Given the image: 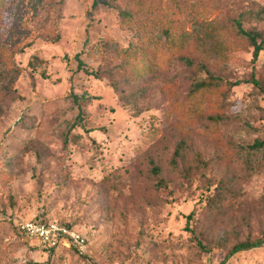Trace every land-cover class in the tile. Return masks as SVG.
Here are the masks:
<instances>
[{
	"label": "rangeland",
	"instance_id": "obj_1",
	"mask_svg": "<svg viewBox=\"0 0 264 264\" xmlns=\"http://www.w3.org/2000/svg\"><path fill=\"white\" fill-rule=\"evenodd\" d=\"M94 1L4 0L0 10V264H218L237 240L264 237V149H241L264 141V93L252 82L227 90L253 76L264 86V51L216 53L225 86L197 107L187 94L207 73L164 33L172 22L211 48L206 34L225 16L248 11L245 27L263 30L264 0H141L137 27ZM138 41L155 43L142 76L124 64ZM222 198L231 203L219 209ZM40 219L85 232L87 253L30 246L16 222ZM224 264H264V246Z\"/></svg>",
	"mask_w": 264,
	"mask_h": 264
},
{
	"label": "trees",
	"instance_id": "obj_2",
	"mask_svg": "<svg viewBox=\"0 0 264 264\" xmlns=\"http://www.w3.org/2000/svg\"><path fill=\"white\" fill-rule=\"evenodd\" d=\"M218 0H211L210 2L212 4H216ZM102 2L106 3L109 6H113L118 8L119 10V17L120 22L123 23V25L131 26V27H137L139 23L133 24L132 22L135 20L136 15L138 14V10H142L143 8V2L141 0H102ZM202 3V0H195L194 5H200ZM97 4V0L94 1L93 5L95 6ZM178 7L181 8V3H177ZM4 5V0H0V10L2 9ZM1 12V11H0ZM248 12V11H247ZM247 12L240 13L239 15L234 16H225L220 22L217 24L216 21H212V27L210 31L206 34L208 39L212 41L213 45L211 48H208L204 45L203 39L201 40L199 37L193 41V43H189L188 35L190 33H186L177 25H173L172 22L169 23L167 27L164 29L165 33V44H170L172 47H178L176 50H180V60L187 66L193 67L197 69L198 71H205L207 73V77L204 79H201L197 81L194 85L191 86L189 93L187 94V98H189L197 107L200 106V104L204 103V101L209 98L210 96H214L222 86H225L221 83L219 80V76L214 75L211 70V60L217 59L218 55L216 53L221 52L220 59L226 58V49L227 48H235L238 49L242 48H253V58L256 60L259 57V54L261 51H264V29L258 30L254 28H247L245 27V21L247 19H250V16ZM158 40V38H157ZM207 40V38H206ZM207 40V42L210 43V41ZM150 45L145 43H139L134 42L131 43L125 51H129L126 55V59L124 60V64L126 66H129L132 70V72L136 76H142L150 73L153 70V65L151 64L152 60V47L155 43H151ZM191 46L196 49L201 56V59H196L195 57L185 54L182 52L185 49H189ZM140 73H143L142 75H139ZM242 82H252L255 84L257 88L262 90L264 93V86L260 84L259 80L256 79L255 76H253L250 79H243V80H235L227 83L229 86L227 87V90H230L232 87L241 84ZM91 96L89 94H83L82 96L76 97L75 101L79 102L82 100H86L90 98ZM83 109L79 105V113L77 114V119L72 122L71 128H74L76 125L80 124L83 121ZM223 118L219 115L211 117V124L218 126L221 124ZM92 130V129H89ZM69 144V135H66L63 138V147L67 148ZM242 151H248L251 154H254L256 152H259L264 149V141H261L259 139H255L253 143H246L244 145H241ZM231 157H227L226 160H229ZM156 172H158V168H155ZM225 186L223 185H217L214 188V192L221 191ZM230 199L222 198L220 199L215 205L222 209L225 206L229 205ZM187 222H191V219L193 218V213H189L186 215ZM37 221V220H35ZM38 221H46L43 219H40ZM62 223V222H60ZM66 225L69 228H74L66 223H62ZM18 232L22 235L17 225H15ZM190 231L196 234V231L194 229H191L189 227ZM23 236V235H22ZM28 242V241H27ZM29 243V242H28ZM200 245L205 248L206 250H210V248H207L206 245H203L201 240H199ZM31 246V245H30ZM264 246V237H258L255 239H252L250 237L243 239V240H237L226 253L224 259L218 263V264H224L230 257L234 256L236 253H239L244 250H249L252 248ZM221 247L227 248V245H222ZM66 247H60L52 250L51 252H54L55 250L62 249ZM75 249L74 247H71ZM76 250V249H75ZM50 252V253H51Z\"/></svg>",
	"mask_w": 264,
	"mask_h": 264
},
{
	"label": "built area",
	"instance_id": "obj_3",
	"mask_svg": "<svg viewBox=\"0 0 264 264\" xmlns=\"http://www.w3.org/2000/svg\"><path fill=\"white\" fill-rule=\"evenodd\" d=\"M16 225L31 246L47 253L60 247H74L79 253L88 251L86 233L58 221L20 220Z\"/></svg>",
	"mask_w": 264,
	"mask_h": 264
}]
</instances>
